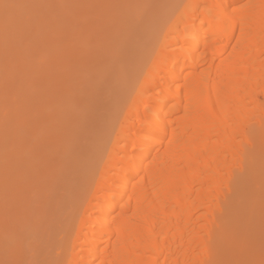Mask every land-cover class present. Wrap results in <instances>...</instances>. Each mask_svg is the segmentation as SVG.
Wrapping results in <instances>:
<instances>
[{
  "label": "bare ground",
  "instance_id": "1",
  "mask_svg": "<svg viewBox=\"0 0 264 264\" xmlns=\"http://www.w3.org/2000/svg\"><path fill=\"white\" fill-rule=\"evenodd\" d=\"M158 28L64 226L71 244L58 264H236L258 231L264 0H176ZM83 66L98 71L92 59ZM42 145L32 186L51 155Z\"/></svg>",
  "mask_w": 264,
  "mask_h": 264
},
{
  "label": "rangeland",
  "instance_id": "2",
  "mask_svg": "<svg viewBox=\"0 0 264 264\" xmlns=\"http://www.w3.org/2000/svg\"><path fill=\"white\" fill-rule=\"evenodd\" d=\"M175 2L0 0V264H58L59 249L71 244L64 226L126 102L130 74L138 76L135 65L153 52ZM137 7L139 24L130 13ZM111 16L109 41L101 31ZM89 59L96 73L83 66ZM41 144L51 155L32 186ZM257 207L258 231L236 264L264 260L261 199Z\"/></svg>",
  "mask_w": 264,
  "mask_h": 264
},
{
  "label": "snow or ice",
  "instance_id": "3",
  "mask_svg": "<svg viewBox=\"0 0 264 264\" xmlns=\"http://www.w3.org/2000/svg\"><path fill=\"white\" fill-rule=\"evenodd\" d=\"M4 7H5V8H8V7H11V5H7V4H6V5H4ZM260 264H264V260H262V261L260 262Z\"/></svg>",
  "mask_w": 264,
  "mask_h": 264
}]
</instances>
